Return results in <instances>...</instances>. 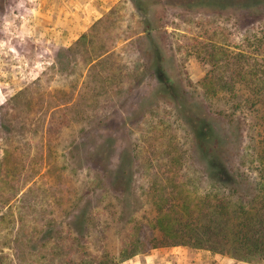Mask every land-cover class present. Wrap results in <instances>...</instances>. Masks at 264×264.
Segmentation results:
<instances>
[{
	"label": "rangeland",
	"instance_id": "obj_1",
	"mask_svg": "<svg viewBox=\"0 0 264 264\" xmlns=\"http://www.w3.org/2000/svg\"><path fill=\"white\" fill-rule=\"evenodd\" d=\"M56 1L0 0V264H65L78 223L86 234L76 237L92 252L116 254L126 232L138 233L143 251L119 264H264L236 252L151 247L162 237L153 228L161 193L166 206L212 190L197 142L239 172L264 150L252 111L262 114L260 105L239 106L244 96L201 85L212 45L230 53L215 83L229 78L236 44L264 24V2L141 0L144 14L115 0L64 46L40 36ZM119 163L129 180L115 177ZM169 177L180 186H164Z\"/></svg>",
	"mask_w": 264,
	"mask_h": 264
},
{
	"label": "trees",
	"instance_id": "obj_2",
	"mask_svg": "<svg viewBox=\"0 0 264 264\" xmlns=\"http://www.w3.org/2000/svg\"><path fill=\"white\" fill-rule=\"evenodd\" d=\"M254 1L258 2V0ZM132 2L139 12L147 13L141 0H132ZM261 2L264 0H260ZM194 5L196 4L191 6ZM84 36L81 35L80 38ZM200 46H202L201 42ZM211 47L208 55L213 60L210 61V70L201 80V85L211 95L221 91L227 95L236 96V99H239L240 95L244 96L239 106L247 107L250 104L253 108L259 104L262 114L258 115L257 109H251L257 114L259 126L264 130V24L240 39L236 44V53L233 57L236 67L230 69L232 71L229 72L228 79L220 78L216 83L215 71L221 70L223 63L225 64L229 59L230 53L225 47L216 48L215 45ZM159 69L153 66V70ZM157 78L163 89L167 87V79L163 73ZM201 129L204 132L205 127L203 128L202 124ZM196 147L212 190L202 198L181 193L180 198L170 197L166 206L162 204L166 202V199L161 193L154 201L153 228L162 237L158 242L151 243V247L183 245L213 251L228 257H232V252H236L238 258L257 256L264 261V150L260 148L256 158L242 163L243 169L239 172L240 168H236L235 171L227 164L213 158L202 144L197 142ZM249 171L255 172L258 176L254 182L248 176ZM179 172V167L171 169V173H174L176 178ZM234 172L236 177L242 180H235ZM127 174L125 165L119 163L114 170L117 180L124 178L129 180ZM169 178L165 180L168 184L164 186L173 188L180 186L172 177L170 180ZM241 181H245L247 186L252 188L254 192L252 195H246L241 191ZM235 185L236 189H234ZM171 198L175 201H171ZM78 224L79 227L74 226L70 231L72 242H68L66 249L72 252H66L65 249L63 251V254L68 253L67 258L64 259L65 264H119L143 251L144 246L138 233L136 235L135 232L128 231L124 234L116 254L108 250H103L101 253L92 252L82 239H85L86 231L81 223ZM78 235L82 238L78 239L76 237Z\"/></svg>",
	"mask_w": 264,
	"mask_h": 264
},
{
	"label": "crops",
	"instance_id": "obj_3",
	"mask_svg": "<svg viewBox=\"0 0 264 264\" xmlns=\"http://www.w3.org/2000/svg\"><path fill=\"white\" fill-rule=\"evenodd\" d=\"M43 1L45 2V0H39L40 4L36 3V5H43ZM114 2L115 0H57L54 3L51 2L44 12L43 19L47 20L42 22L44 33L40 36L44 38L53 36L57 44L69 45L87 31L94 21L111 9ZM36 20L38 21V18Z\"/></svg>",
	"mask_w": 264,
	"mask_h": 264
}]
</instances>
